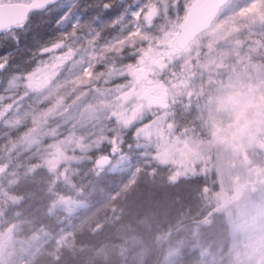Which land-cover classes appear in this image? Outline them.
<instances>
[{
	"label": "snow or ice",
	"instance_id": "1",
	"mask_svg": "<svg viewBox=\"0 0 264 264\" xmlns=\"http://www.w3.org/2000/svg\"><path fill=\"white\" fill-rule=\"evenodd\" d=\"M227 4L133 0L99 27L78 20L41 45L26 61L30 68L0 77V123L8 126V113H15L23 120L17 131L39 128L46 147L68 141L84 150L95 145L100 164L117 153L120 159L135 153L149 168L189 157L196 174L205 175L222 173V143L238 144L242 163L255 171L248 152L264 154V40L250 37L257 22L264 26V0H250L232 13ZM57 5L58 0H0V73H7L32 13ZM90 7L102 13L112 4L85 9ZM70 12L58 9L55 23ZM242 28L249 37L229 47ZM241 92L259 104L260 115L255 128L243 131L237 117L220 115L217 103L221 94ZM90 136L96 139L84 145Z\"/></svg>",
	"mask_w": 264,
	"mask_h": 264
},
{
	"label": "trees",
	"instance_id": "2",
	"mask_svg": "<svg viewBox=\"0 0 264 264\" xmlns=\"http://www.w3.org/2000/svg\"><path fill=\"white\" fill-rule=\"evenodd\" d=\"M101 3H111L112 8L102 13L100 7L85 9L86 5ZM132 3L133 0H124V3L75 0L70 15L73 18L80 15V22L98 17L92 23L97 26V20L111 21ZM55 13V8L32 13L28 30L21 33L22 43L10 60L7 73H0V77L30 68L32 65L26 61L41 45L62 30L71 29L72 24L65 28L58 26ZM5 130L0 123V139ZM0 166L8 168L6 163ZM96 172L91 167L72 181V186L93 202L99 189L117 180L115 175L98 177ZM50 186L49 177L42 169L11 188L0 182V222L3 230L15 227L10 256L0 264H164L170 246L179 252L175 264H195L200 261L202 247L229 250L230 227L221 208L212 202V196L221 186L212 177L198 176L175 183L169 182L161 172L153 179L139 177L102 212L103 223L99 229L84 226L59 249L63 224L50 210L55 194L62 188L52 190ZM112 208L115 212L109 217L108 210Z\"/></svg>",
	"mask_w": 264,
	"mask_h": 264
},
{
	"label": "rangeland",
	"instance_id": "3",
	"mask_svg": "<svg viewBox=\"0 0 264 264\" xmlns=\"http://www.w3.org/2000/svg\"><path fill=\"white\" fill-rule=\"evenodd\" d=\"M75 0L64 3L58 2L55 11L62 8L68 12ZM250 0H233L227 5L228 13L235 12L248 5ZM130 17V16H129ZM131 18V17H130ZM81 16L68 14L60 26L67 27L80 21ZM94 23L92 18H88ZM99 27L103 20H97ZM249 37L248 30L242 28L239 33L233 34L229 47H236V39L244 40ZM250 39L264 40V26L258 22L252 28ZM30 102V100L28 101ZM25 107H27V103ZM6 103V101H5ZM220 115L227 119L229 116L237 117L235 123L241 130L249 127L255 128L260 120L259 104L246 99L241 92L232 96L221 94L217 100ZM10 119L5 134L0 139V163H6L5 169L0 166V182L11 188L25 177L33 175L38 170L46 171L50 184L61 187V192L55 194L52 202L51 215L61 218L63 224L62 236L58 249L66 239L73 236L84 226L93 230L102 226V212L109 207L110 202L115 200L127 186L133 185L139 177L149 179L156 175L165 173L169 182L175 183L181 179L194 178L198 176L212 177L219 182V190L212 196L214 205L225 216V222L230 227L229 250L224 252L222 248L216 251L209 247L199 250L200 261L195 264H264V154L248 152V159L254 161L255 171L242 163L244 160L243 150L239 145L230 143L221 145L224 167L221 174L201 171L196 174L195 164L189 157L183 158L182 164H161L146 167L143 159L135 153L128 154V158L120 159V153L112 156L107 166L101 167L97 160L100 153L97 146L84 150L81 145H73L71 141L46 147L40 142L39 128H33L24 133L23 129L17 131L23 120L15 113H8ZM3 120V117H0ZM96 137H89L83 141L84 145L91 144ZM231 139V138H229ZM107 153V145L102 146ZM125 153L127 148L125 147ZM13 163V164H12ZM9 165V166H8ZM96 168V176H116L114 183L107 184L99 189L95 202L84 197L79 188L72 186V181L78 178L80 172ZM174 177V178H173ZM75 184V182L73 183ZM18 199H14L17 201ZM109 217L114 215L115 208L108 210ZM2 212H0V215ZM107 217V218H109ZM15 227L10 226L3 230L0 222V261H7L10 256L12 241L14 239ZM178 250L174 246L169 247L164 264H175Z\"/></svg>",
	"mask_w": 264,
	"mask_h": 264
},
{
	"label": "water",
	"instance_id": "4",
	"mask_svg": "<svg viewBox=\"0 0 264 264\" xmlns=\"http://www.w3.org/2000/svg\"><path fill=\"white\" fill-rule=\"evenodd\" d=\"M233 0H228V4L230 3V2H232ZM227 4V5H228ZM109 162H110V160H108L107 162H105V163H102V164H100L99 163V165L101 166V167H105V166H107L108 164H109Z\"/></svg>",
	"mask_w": 264,
	"mask_h": 264
}]
</instances>
